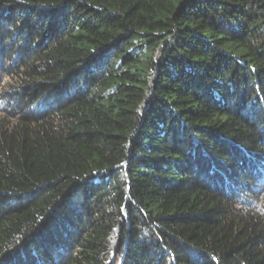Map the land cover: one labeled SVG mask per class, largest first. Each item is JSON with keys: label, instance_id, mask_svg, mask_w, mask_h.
<instances>
[{"label": "trees", "instance_id": "obj_1", "mask_svg": "<svg viewBox=\"0 0 264 264\" xmlns=\"http://www.w3.org/2000/svg\"><path fill=\"white\" fill-rule=\"evenodd\" d=\"M0 264H264V0H0Z\"/></svg>", "mask_w": 264, "mask_h": 264}]
</instances>
